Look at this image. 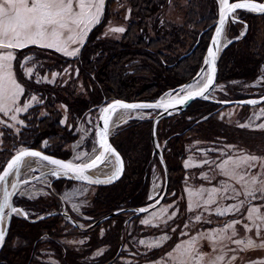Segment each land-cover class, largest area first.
<instances>
[{"label": "rangeland", "instance_id": "obj_1", "mask_svg": "<svg viewBox=\"0 0 264 264\" xmlns=\"http://www.w3.org/2000/svg\"><path fill=\"white\" fill-rule=\"evenodd\" d=\"M217 9V0H105L99 22L90 26L83 43L69 45L70 49H79L74 56L79 60L65 61L54 53L32 49L24 52L17 63V74L23 80L19 81L14 59L13 76L24 88L14 107L30 106L8 115L0 113V171L14 153L24 148L58 150L66 158L83 161L82 157L95 147V127L105 104L154 99L197 73L210 32L202 35L190 56L179 59L192 48L199 33L216 19ZM253 17L248 26L235 24L236 32L230 33L229 25L225 28V46L218 60L211 98L238 99L264 94V15ZM95 25L98 28L92 32ZM117 28L124 31H112ZM10 51L16 58L17 51ZM84 52L89 70L84 67ZM100 64H105V79H101ZM29 68L31 74L27 72ZM119 79L126 84L115 85ZM104 83L112 89L111 95L105 91ZM82 101L85 106H78ZM262 110L264 102L223 108L215 105L201 108L198 104L161 120L157 136L168 166L169 188L158 207L129 220V213L117 215L87 231L73 227L60 215L35 224L17 214L0 254V264H28L32 256L34 264H103L114 257L111 264H175L173 258L189 244L192 247L191 257L186 258L189 264H209L218 256L223 257L220 264L264 262V248L242 250L243 245L233 242L252 238L259 244L264 240V229L260 236L255 230L261 221L247 219L251 207L259 208L264 215V193L246 195V185L259 187L251 185V177L264 178L261 175L264 168L258 159L255 167L239 169L244 180L237 182L223 175L219 167L229 157L264 158V129L257 127L264 123ZM13 115L16 120L11 119ZM154 115L152 110L131 111L110 133L125 163L115 188L64 179L53 182L67 211L81 225H88L112 209L148 204L161 194L163 169L157 157L152 156L150 142ZM48 123H52L53 133L37 138L35 130ZM242 124L249 127H240ZM78 152L85 154L78 158L74 156ZM186 163L190 166L186 167ZM32 169L30 175L35 173ZM136 171L142 179L137 188ZM51 179L48 176L22 186L24 191L20 190L16 202L29 217L60 206L49 188ZM131 183L135 189L130 187ZM211 189L217 190L215 203L204 205ZM200 190H204L203 195L190 196ZM127 193L137 199H124ZM233 205L239 211L217 215V209ZM237 220L240 223L234 224L235 236L233 229H227L224 239H215L220 229ZM245 224L253 230L246 231ZM22 248L29 255L25 260L17 258Z\"/></svg>", "mask_w": 264, "mask_h": 264}, {"label": "snow or ice", "instance_id": "obj_2", "mask_svg": "<svg viewBox=\"0 0 264 264\" xmlns=\"http://www.w3.org/2000/svg\"><path fill=\"white\" fill-rule=\"evenodd\" d=\"M105 0H0V113L8 115L10 111H22L27 110L30 106L28 104L24 105V108L14 107L16 105L17 99L24 92V88L17 83L16 78L13 76L12 71V61L15 59L13 52L10 50L23 49L29 45H37L42 48L54 49L57 52H62L66 56H75L79 51L78 48L70 49V44L83 43V37L90 30V26L98 23L100 20L101 13L103 11ZM220 11H219V26L216 29V37L213 38V45L217 44V38L221 36L226 19L238 9H247L251 12H258L264 14V3H254L251 0H242V2L229 3V0H219ZM112 31L123 32V28L112 29ZM215 53L212 48L208 50V59L205 60L206 64H214ZM215 68L210 67L209 72L214 73ZM27 72L31 74L32 69H27ZM213 83L212 75L208 76L207 83L200 88L199 92L195 95H202L208 90L209 86ZM193 98L192 94L189 93L188 96L178 100V103H184L186 100ZM35 100V97H33ZM168 104L157 102L155 104H126L120 101H116L111 105H108L102 111L104 115L102 119L104 121V128L97 133L99 137L100 147L105 153H112L115 155L112 147L108 144L107 137L109 132V121L111 116L109 113H115L117 109H138V108H159L170 106ZM250 104H255L257 101H248ZM262 115H264V110H262ZM12 120H16V116L11 117ZM240 127H249V125L242 124ZM259 129H264V123L257 126ZM103 153L101 154V156ZM101 156H97L89 164H84L82 166L73 165L72 163H64L57 159H52L48 156H42L38 151H28L21 150L19 154L13 158L4 170L3 175H0V181L8 175V173L13 169H19L20 162L23 157H39L40 159L47 161L51 165L57 166V168L64 171H71L76 173H83L85 169L95 167L96 161L101 159ZM260 160V167L264 168V158H258L253 155L238 156L235 158L229 157L222 161L221 171L222 174L229 177L230 179H237V182L244 180V175L240 174L239 169L241 168H252L256 166L257 160ZM116 161L120 163V157L116 155ZM204 163H208L205 161ZM186 167L190 166L188 163L185 164ZM120 168H117L114 175H118ZM52 175H56L53 171ZM264 176V173H261ZM87 179V177H80ZM90 183H109L111 180L107 181H89ZM259 185V187H249L246 185L248 190L246 191L247 196H254L255 193H264V178L257 180L256 175L251 177V185ZM15 188L16 185L14 184ZM227 188H225V191ZM216 189L208 190V199L203 200L204 205L215 203L214 195ZM204 190H200L197 193H190L191 195L201 196ZM239 195L240 193H236ZM12 193L5 191L4 197L0 200V213L3 210L10 208L11 213L24 214L21 210L12 207L9 203V197ZM243 202H241V205ZM200 206L199 203L196 205ZM189 210H191V205ZM239 211V207L233 205L231 208H226L223 210L217 209V215H224L228 211ZM141 211H146V209H141ZM249 220H260L259 225H255V230L257 236L261 235V230L264 229V215L260 213V209L257 207H251L248 209ZM197 220L200 217H196ZM144 223H150V221H144ZM240 221H234L227 224L225 229L219 230V235L215 239H224L223 233L227 229H233L232 236L236 235L234 230V224H239ZM244 228L246 231H252L253 229L249 225L245 224ZM164 237L163 239H166ZM210 240L213 237H208ZM231 239V237H227ZM4 233L0 232V242H3ZM237 245H243L242 250L249 248L261 247L264 248V240H261L257 244L252 238H247L246 240H235L233 241ZM141 243H144L141 241ZM177 248H181L180 245ZM192 247L187 245L183 247V250L179 253L175 260V264H189L187 257H191ZM235 259V257H233ZM223 260L222 256L216 257L214 260L210 261L209 264H220ZM230 264V261L228 262ZM264 264V262H260Z\"/></svg>", "mask_w": 264, "mask_h": 264}, {"label": "water", "instance_id": "obj_3", "mask_svg": "<svg viewBox=\"0 0 264 264\" xmlns=\"http://www.w3.org/2000/svg\"><path fill=\"white\" fill-rule=\"evenodd\" d=\"M217 2H218L217 18L214 22L213 32L211 34V37L209 39V42L206 46V49H205V52L203 55L201 67L197 71V73L193 77H191L189 80H187L186 82H184V83H182V84H180V85H178L172 89L167 90L166 92L160 94L158 97H156L154 99H139V100H130V101H120V102L126 103V104H155L157 102H162V103L168 104L169 102H171L170 106L159 107V108L117 109L115 113L110 112L109 115L111 116V119L109 121V126H108L109 132H108L107 141H108V144L112 147L115 155H113L112 153H105L104 152V150L100 147L99 137L97 136V133L104 128V121L102 119V116L104 115V113L102 110L104 108H106L108 105H111L116 101L109 102V103L105 104L99 112L97 124L95 127V143H96L95 147L98 149V152L92 158L85 159L83 161H73L72 158H61V157L46 153V152L41 151V150L36 149V148L21 149V150H28V151H38L42 154V156H48L52 159H57V160H60L64 163L70 162L73 165H77V166L89 164L93 160H95L97 156H101L102 153H103V155L101 156L100 160L96 161L97 166L85 169L82 174L76 173V172H71V171H64L62 169L57 168V166L51 165L47 161L40 159L39 157H23L21 162H20L19 169L13 168L8 173V175L4 178V180L0 181V200L3 199L5 191H7L8 193H12V195L9 197V203L11 204L12 207H15L13 205V199H14L16 193H18V191H20V189H22V186H24L25 184L34 183V182L40 180L41 178L51 176L52 179L49 183V188H50L51 192L53 194H55L60 199V201H62V209L61 210L47 211V212H44V213H42L36 217H29L28 215L25 216L24 214H20L21 217L27 221L35 222V221L43 220V219L48 218V217L60 215V216L64 217L73 227H76L77 229L82 230V231H87L89 229H92V228L100 225L101 223L105 222L106 220L111 219V218H113V217H115L121 213H129V215L127 216V220H129L130 218H132L134 216L137 217V216L143 215V214L155 209L156 207H158L164 201L166 193H167L168 188H169L168 166H167L164 154H163L162 146L160 145V142H159L158 136H157V128H158V124L160 123L161 120L175 116V115H179L181 113H184L185 111H187L189 106L196 100L207 101L213 105L218 106L219 108L227 107V106L234 105V104H239V105H244V106H255V105H259V104L264 102V94L257 96V97H246V98H238V99H213L209 96L210 92L212 91V89L214 88V85L216 83L217 64H218V60L220 58V55L222 53V50L224 49V46H225V44L222 45V39H223V33H224L225 26L229 20L233 21V20L237 19L234 16V13L231 14L226 19V23L224 25L221 36L217 38V41H218L217 44L213 45V38L216 37V29L219 26V11H220L219 0H217ZM236 2H242V0H234V1L229 0V3H236ZM251 2L264 3V0L263 1L251 0ZM240 10L248 11L254 15H264V14L258 13V12H251L247 9H238L236 11H240ZM199 38H200V34L198 36V40L194 43L192 48L187 53L181 55L180 58L190 54L194 50V48L199 43ZM209 48H212L214 53H215L214 64H206L205 63V60L208 59ZM213 66L215 68V71H214V73H210L209 69H210V67H213ZM210 74L212 75L213 83L209 86L208 90L205 91L202 95H195V93L199 92L200 88H202L203 85L205 83H207L208 76ZM195 81H201V85L196 89L187 91L186 90L187 85H189L190 83L195 82ZM189 93L192 94L193 98L186 100V102H184V103H178L177 102L178 100L188 96ZM252 100L257 101V103H255V104L248 103V101H252ZM148 110H152L155 112V115L151 119L150 142L152 145V156L157 157V159L159 160L161 167L163 169L164 185H163V189L161 191V194L148 204L141 205V206L119 207V208L113 209L112 211L98 217L97 219H95L91 223H89L88 225H81L80 222L78 220H76L67 211L62 197L53 188V182L56 180L64 179V180H68V181L81 182V183H85V184L93 185V186H108V185H112V184L116 183L122 177V175L124 173L125 163H124V159H123L121 153L114 146V144L112 143V141L110 139V133H111L110 127H111L112 118L117 112H122V111H126V112L148 111ZM21 150L14 153L6 161L5 165L3 166L2 170L0 171V175H3L4 170L7 167L8 163L10 161H12L13 158L16 157ZM116 155H118L120 157V163L119 164L116 161ZM29 159L38 160L40 163L44 164L47 167L45 169L34 168V169H32V171L35 172L34 175L22 177V167H23L24 163ZM103 162H109L110 164H112V170L110 173L98 174L94 171L95 168H97ZM117 168H120L119 174L114 175L116 173ZM53 171L56 172V175H52ZM81 176L87 177V179L80 178ZM107 180H111V182H109V183H90L89 182V181H107ZM14 184L16 185L15 188L13 187ZM15 208L21 210L22 213H26L21 207H15ZM141 209H146V211H141ZM14 214H16V213H11L10 208H6L3 210V213H0V232L4 233L3 242H0V252H1L3 246L6 242L7 237H8V233H9V229H10V225H11V220H12V217ZM121 248H122V242H120L119 251ZM119 251L117 252L116 256L118 255ZM114 259H115V257L112 258L111 260L103 263V264H111L114 261Z\"/></svg>", "mask_w": 264, "mask_h": 264}, {"label": "trees", "instance_id": "obj_4", "mask_svg": "<svg viewBox=\"0 0 264 264\" xmlns=\"http://www.w3.org/2000/svg\"><path fill=\"white\" fill-rule=\"evenodd\" d=\"M256 16V15H255ZM254 18V17H253ZM98 28V25L96 26L95 25V27H93V29H92V32L93 31H95V29H97ZM200 34V33H199ZM202 35H204V34H202ZM202 35H201V37L199 38V43L198 44H200V41H201V39H202ZM199 36V35H198ZM85 47H86V45L84 46V50H85ZM122 47V46H121ZM32 49H36V50H39V51H44V52H50V53H54V54H56V55H59L60 57H62L63 58V60H65V61H76V60H79V57H69V56H65V55H63V54H61V53H59V52H57V51H55L54 49H48V48H42V47H39V46H36V45H29L28 47H25V48H23V49H16V51H17V55H16V58H15V63H14V68L16 69V66H17V63H18V61L20 60V57L22 56V54L24 53V52H29L30 50H32ZM123 50H126V47L125 48H122ZM193 52V51H192ZM192 52L190 53V54H188V55H186V56H183L182 58H185V57H188V56H190L191 54H192ZM84 61H83V63H84V67H85V69L87 70L88 68H89V65H88V58H87V56L85 55V52H84ZM81 58V57H80ZM179 60H181V58L179 59ZM103 63V62H102ZM87 67V68H86ZM99 67H100V69H101V72H100V76H101V79H105V77H106V75H105V73H104V68H105V64H100L99 65ZM89 70V69H88ZM16 76L18 77V80L19 81H23L22 80V78H21V76L19 75V73L17 74V69H16ZM126 84V82H124V81H122V79H119L118 81H116V83H115V85H119V86H124ZM104 85V89H105V91L107 92V93H109L110 95H111V93H112V89L108 86V85H105V83L103 84ZM129 93V92H128ZM127 93V94H128ZM126 93H124V95H125ZM153 94V93H152ZM104 96H105V94H104ZM129 98V97H128ZM148 99V98H147ZM79 105L78 106H81V107H84L85 106V103L82 101V102H80V103H78ZM200 105L201 106V108L202 107H204L205 105H211V106H213V104H211V103H209V102H207V101H204V100H196V101H194L190 106H189V108L187 109V111L188 110H190L191 108H193V107H195V106H197V105ZM216 106V105H215ZM54 127H53V125H52V123H48V124H46V125H44V126H42L40 129H38V130H35L36 131V133H34V135L37 137V138H44V137H46V136H48V135H50V134H52L53 133V130H51V129H53ZM158 129V128H157ZM44 152H46V153H49V154H52V155H55V156H59V157H61V158H66V156H65V154L64 153H61L60 151H52L51 150V152H50V150H48V151H44ZM139 171V170H138ZM138 171H136V177H137V180H136V183L135 184H137L138 183V185H136L135 186V188H137V187H139L140 185L139 184H141L140 183V181L142 182V179H141V176H140V173L138 172ZM140 177V178H139ZM117 184V183H116ZM116 184H112V185H109L108 187H110V189H113V188H115L116 186ZM135 184H132L131 183V185H130V187H132V189L134 188V185ZM134 188V189H135ZM132 189H129V190H132ZM128 195H125L124 196V199H127V200H136L137 199V197L136 196H134V195H132L131 193H127ZM112 198H114V197H112ZM113 202V201H112ZM111 202V203H112ZM113 210V209H112ZM121 214H123V213H121ZM120 215V214H119ZM48 218H51V217H48ZM45 219H47V218H45ZM45 219H43V220H45ZM43 220H39L37 223H35V224H39V223H41V222H43ZM19 221V220H18ZM5 246V245H4ZM4 249H5V247H3L2 248V250H1V252H0V254L2 253V252H4ZM21 252V253H20ZM18 254H17V258H20V257H22L23 259L22 260H25V258H28V254H26L27 253V251H26V249H21V251H20ZM14 253V252H13ZM15 254H16V252H15ZM20 254V255H19ZM16 256V255H15ZM30 261H31V259H30ZM32 264H34L35 263V260L34 259H32V262H31ZM30 263V264H31Z\"/></svg>", "mask_w": 264, "mask_h": 264}, {"label": "bare ground", "instance_id": "obj_5", "mask_svg": "<svg viewBox=\"0 0 264 264\" xmlns=\"http://www.w3.org/2000/svg\"><path fill=\"white\" fill-rule=\"evenodd\" d=\"M225 44V39H222V45ZM201 85V81H195L190 83L189 85H187L186 90H193L198 88ZM129 115V112L126 111H122V112H117L113 118H112V122H111V127H110V132L113 131V129H115V127L117 125H119L121 122H123L127 116ZM98 152V149L96 147H93V150L87 155L84 156L85 152H78L76 153L74 156L80 158L82 157L84 160L85 159H89L92 158L96 153ZM40 165H44L42 163H40L38 160L35 159H29L27 160L23 167H22V172H24L26 174V176H29L31 174V169L35 168V167H40V169H45L47 166H40ZM112 170V166L110 165L109 162H103L101 163L97 168H95V172L98 174H108L110 173ZM24 190H21V192H23Z\"/></svg>", "mask_w": 264, "mask_h": 264}, {"label": "flooded vegetation", "instance_id": "obj_6", "mask_svg": "<svg viewBox=\"0 0 264 264\" xmlns=\"http://www.w3.org/2000/svg\"><path fill=\"white\" fill-rule=\"evenodd\" d=\"M231 1H234V0H231ZM237 12H239V14H238V17H236L235 15H236V13ZM249 17H248V16ZM234 16L237 18L236 20H229L228 22H227V24H226V26H225V28L227 27V25H229V26H231V28H230V33H233L234 31L236 32V30H234L233 28H234V26H235V24H237V23H242L243 25H249L250 24V22L252 21V18L251 17H253V16H255L254 14H252V13H250V12H248V11H244V10H240V11H236L235 13H234ZM217 18V17H216ZM216 20V19H215ZM215 20L212 22V23H210L209 25H207V27L205 28V29H203V31H201L200 32V36L202 35V34H204V33H207V32H210V34H212V32H213V28H214V22H215ZM234 30V31H233ZM224 31H225V29H224ZM211 37V36H210ZM59 157V156H58ZM26 175H22V177H25ZM21 190V189H20ZM19 193H20V191H18V193H16V195H15V197H14V199H13V205L15 206V207H21L25 212H26V214H27V211L23 208V206L22 205H20L19 203H17L16 202V199H17V196L19 195ZM55 195V194H54ZM60 195V194H59ZM56 196V195H55ZM61 196V195H60ZM57 197V196H56ZM57 199H58V201L60 202V206L58 207V209H54V210H61L62 209V201H60V199L57 197ZM66 206V205H65ZM38 215H40V214H38ZM38 215H36V216H38ZM15 216H17V214H14L13 215V217H12V220H11V225H10V229H9V233L11 232V227H12V223H13V220L15 219ZM35 216V217H36ZM20 217H21V215H20ZM22 218V217H21ZM22 219H24V218H22ZM25 220V219H24ZM27 221V220H26ZM30 222V221H29ZM35 222H38V221H35ZM35 222H32V223H35ZM9 235V234H8ZM32 259H33V256L31 257V261L29 260V263L28 264H30L31 262H32Z\"/></svg>", "mask_w": 264, "mask_h": 264}]
</instances>
